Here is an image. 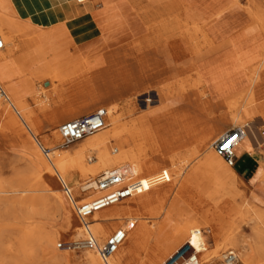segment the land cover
Returning <instances> with one entry per match:
<instances>
[{
	"label": "rangeland",
	"instance_id": "374dc122",
	"mask_svg": "<svg viewBox=\"0 0 264 264\" xmlns=\"http://www.w3.org/2000/svg\"><path fill=\"white\" fill-rule=\"evenodd\" d=\"M111 1L89 0L86 5L93 6L92 17L96 20L109 11L103 10V7ZM216 1L220 9L216 25L227 30V32L221 33L219 39H227L232 35L235 37L252 25L249 12L254 3L264 11V2L261 0ZM138 3L140 6H145L147 2L138 0ZM11 13L14 24L21 25L22 23L15 21L16 15L13 11ZM0 18H2L1 15ZM90 18L91 16L81 18L63 26L68 34V39L67 36H64L53 40L52 46L46 48V50L52 49L53 52L50 55L53 57L55 55L59 57L65 50H68L67 62H63L59 67L56 65L64 61L62 58L50 60L52 57H40L30 65L18 64L17 61L23 60L17 59V56L21 54H17L16 58L14 57L0 66V86L5 92L8 88L6 85L18 83L12 88L15 97L13 106L9 104V109L11 114L20 121L25 133L23 135L18 132L17 129L11 127L7 119L0 117V181L17 182L21 177H25L26 181L32 180L33 171L30 169L28 161L30 152L25 148L26 137L33 142L39 155L49 164L52 174V177H49L43 172L42 179L35 178L31 181L33 189L36 191L35 194L28 195L36 198L32 205L23 206L18 202V198L26 196V194L16 195L12 191H8L0 199V264H49L48 260L51 255H47L45 252L46 244H38L33 238L29 240L24 238L27 229L34 225L46 233L57 236L53 255L65 259L64 264H83L85 255L88 252H94L78 250L75 247V243L86 239L87 235L74 207L90 203L84 199L92 190L82 192L80 189L90 180H78L73 176L70 183L60 181L49 158L54 152L69 156L79 145L94 138L97 134L67 148L62 147V143H59L57 129L63 125V122L53 127L50 120L53 116L58 118L59 115L67 113L68 116L73 117L88 116L98 109H106L113 105H117L122 113H127L132 109L137 111L131 117H126L123 123H129L144 115H152L150 121L152 132L164 134L172 139L166 154V159L169 162L165 167H169L171 180H176V182L172 185L168 199L171 202L178 192L182 193L180 204L183 211L177 223L173 222L168 225L163 237L168 232L175 233L179 228L186 229L193 224L194 227L201 228L208 252L212 255L218 252L219 259L215 264H224L223 256H226L228 252H234L238 256L236 264H241L239 258L242 254L249 257L250 264H264V202L249 201L238 184L237 196L229 200L231 214L229 216L223 214L221 211H226L225 205H221V208L217 210L214 209L213 201L207 199V188L213 184L211 179L202 169L198 174L193 173L208 147L219 135L234 127L254 122L256 116H250L244 121H233L227 108L222 106L212 108L213 105L207 98L203 101L192 89H188L184 93H176L170 99L161 101L156 89H160L162 86L146 83L145 78L141 76L140 65H136L134 57L130 56L129 50L132 42L130 34L119 31L116 33L117 35L115 34V38L103 41L102 33L99 30L95 31L96 28L89 25ZM83 37L85 38L83 39ZM27 38L28 36H21L20 41ZM219 56V60L222 62L224 60L222 53H219ZM262 58L263 54H261V61ZM10 61L12 62L10 74H8L9 71L5 65ZM98 61L101 63L99 66L96 63ZM42 72H47V74L41 76ZM57 77L65 78V80L62 83L58 80L51 84L52 79L56 80ZM245 80L244 78L243 81ZM171 82L169 81L167 84ZM40 88L47 90V93L41 94ZM145 88L148 90L142 91ZM257 94L259 99L253 105L243 107V103L237 104L233 110L234 115L239 116L250 108H255L256 104H264V74L257 87ZM17 102L23 104V112L16 107ZM228 102L237 103V96L230 98L227 100ZM24 116L31 117L32 122L23 121ZM193 123L199 125L200 130L203 131V133L201 131L202 139H200L203 142L201 145L197 141L200 139L197 138V131L194 128L189 132L186 131V127ZM255 127L264 134V124L260 119H256ZM36 129L37 133L34 131ZM207 129L215 130V132L204 135V131ZM109 130L110 127H107L102 133ZM57 145L59 150H57ZM198 147L199 154L197 153ZM42 149L48 150L49 155L45 156ZM128 149L130 148L127 147L125 150ZM88 157L97 161L94 152H88L86 158ZM223 163L228 167L224 160ZM99 177L92 179L96 181ZM183 180H186V183L183 184ZM60 182L68 185L75 201L71 203L67 199ZM57 196L62 197L66 211L72 216L70 227L67 224L65 213L53 204L52 197ZM219 199L220 197L216 198V200ZM126 200L118 204L124 203ZM91 218L92 216L87 219L89 224H92ZM79 227L83 230L82 238L75 237L76 229ZM210 227H214L216 230L212 233ZM228 229L230 231L227 232ZM116 230L111 231L105 240L99 239V243L105 242ZM230 235L233 245L224 246L223 238ZM154 236L155 233L152 237ZM185 243L184 240L181 243L171 244L170 250L160 254L153 264L168 263L183 247H186ZM150 247H154V244H150ZM191 255L186 256L185 261L178 264H185ZM195 258L199 263V257L195 255ZM129 264L150 263L145 257V253L142 252Z\"/></svg>",
	"mask_w": 264,
	"mask_h": 264
},
{
	"label": "bare ground",
	"instance_id": "6f19581e",
	"mask_svg": "<svg viewBox=\"0 0 264 264\" xmlns=\"http://www.w3.org/2000/svg\"><path fill=\"white\" fill-rule=\"evenodd\" d=\"M145 1L147 2L146 5L140 6L138 0H123L109 9L110 12L107 11L103 18L97 19L95 22L91 20L89 25L94 29L96 28L95 31L99 30L102 33L101 39L103 41L115 38V34L119 31L130 34L132 39L129 50L130 56L134 57L136 65H140V73L145 78L146 83L162 86L160 89H156L158 98L161 101L170 99L176 93L187 92L188 89L194 90L197 96L205 101L208 96L196 65L197 57L214 49L215 45L223 40L219 39L221 33L227 32V30L216 25L217 15L220 13V9L216 4L217 1ZM261 1L264 2V0ZM7 3L6 0L0 1V15L2 17L0 18V36L4 43V49L0 51V66L17 54H25L24 59L27 64H33L41 57L37 55L38 52L51 47L53 40L55 41L64 36H67L68 39V34L62 25L47 30L24 23L16 26L11 17L12 11ZM249 16L252 25L244 30L254 26L264 37V11L260 10L259 6L254 3ZM230 31L232 32V30ZM21 36H28V38L20 41ZM50 50L52 51V49ZM261 54H263L262 61L248 69V80L251 83V88L237 95V103H227L226 101L224 105L212 106V108L216 106L227 108L233 121H244L250 116H256L254 122L248 124L250 127L248 137L250 140L257 141H259V130L255 127V123L256 119H260L264 124V104H256L255 108H250L239 116H235L233 110L239 103H243V107H248L258 101L257 87L264 74V50ZM42 57L46 58L47 54H42ZM68 57V50H65L59 57L55 55L50 60L64 59L56 65V67H59L63 62H67ZM198 59L200 58L198 57ZM96 63L97 66L101 64L99 61ZM46 74L47 72H42L41 76ZM58 80L62 83L65 78L52 79L51 84ZM169 81L172 82L167 84ZM16 84L18 83L6 85L9 88H7L6 93L11 106H13L15 97L12 88ZM146 90L148 88L142 91ZM39 92L45 94L47 90L40 88ZM9 104L0 103V117L7 119L11 127L25 135L20 121L11 114ZM16 107L20 111H24L21 102H17ZM106 111V125L110 127L108 132L97 133V136L79 145L69 156L54 152L51 154L49 161L60 181L70 183L73 176L78 180H90L81 186L82 192L90 191V187L94 188L95 180L92 178L101 176L100 174L119 169L126 175V184L131 185L133 196L124 203L108 206L107 208L106 206L97 208L92 215V224L89 227L90 232L99 242V239L105 240L111 231L123 227L126 221H136V225L129 233L127 241L117 254L111 258V264H129L142 252L145 253L148 262L153 264L160 254L170 250L171 244L181 243L184 240L185 244L190 247L189 251H193L194 256L199 257V264H215L216 260L219 259L218 252L214 253V256L208 252L200 227H194L192 224L186 229L179 228L175 233L168 232L163 237L168 225L173 222L177 223L183 211L180 204L182 193L178 192L171 202L168 199L172 191V185L176 182V180H171L169 167H165L169 162L166 159V154L169 151L172 139L164 134H154L152 132V125H150L152 115H144L129 123H123L126 117H131L137 111L132 109L127 113H122L117 105L107 107ZM67 114H63L58 118L53 116L50 120L51 125L56 127L61 122L66 123L74 118ZM22 120L27 123L32 122V118L27 116H24ZM199 127L195 123L189 124L186 131L189 132L194 128L197 131V138L200 139L202 130ZM34 131L38 132L37 129ZM212 132H215V130L207 129L204 131V135ZM58 137L59 143H62L59 131ZM200 140L197 141L201 145L203 142ZM214 142L208 147L193 173L198 174L202 169L211 179L213 184L207 188V199L213 201L214 209L219 210L221 205H225L226 211L222 210L221 212L229 216L232 211L229 200L237 196L236 190L239 182L233 171L224 165L223 159L214 152ZM127 147L130 149L125 150ZM199 147L197 148L198 154ZM25 148L30 152L28 153V161L30 169L33 171L32 180L26 181L25 177H21L17 182L6 183L0 181V199L8 191H12L16 195L26 194V196L18 198V202L22 203L23 206L32 205L36 201L35 196H28L36 193L31 181L35 178L42 179L43 172L45 175L52 177L49 164L39 155L35 145L27 137L25 138ZM57 150H59L58 145ZM88 152H94L97 161L90 157L86 158ZM182 183H186V180H183ZM106 195L107 192L92 190L84 201L90 202L87 203L90 206ZM217 197H220V199L216 200ZM52 201L58 209L65 213L67 224L70 227L72 216L66 211L62 197H52ZM209 229L212 233L216 230L214 227ZM154 233L155 236L152 237ZM24 236L25 240L33 238L38 244H46L45 252H47V255H51L48 260L49 264H64L66 261L53 255V247L58 239L54 234L46 233L43 229L34 225L27 229ZM75 237H83L81 227L76 229ZM223 242L224 246H232L233 239L231 235L223 238ZM152 243L154 247H150ZM232 253L235 255L234 252ZM225 257L223 256L224 262ZM235 257L237 261L238 256L235 255ZM239 259L241 264H250L249 257L245 254H242ZM82 263L102 264L98 255L94 252H88Z\"/></svg>",
	"mask_w": 264,
	"mask_h": 264
},
{
	"label": "crops",
	"instance_id": "0c3cea01",
	"mask_svg": "<svg viewBox=\"0 0 264 264\" xmlns=\"http://www.w3.org/2000/svg\"><path fill=\"white\" fill-rule=\"evenodd\" d=\"M6 1L11 11L16 15L17 23L30 24L40 29L47 30L56 26H66L89 16L93 22L97 20L92 17L93 6H87L86 3L77 5L73 0ZM122 1H111L103 7V10H109ZM263 50L264 37L259 30L252 26L235 37L232 35L227 39L220 40L214 49L199 55L200 59L197 57L196 65L201 74L204 90L212 105L224 104L230 98L251 88L248 69L260 63ZM51 53V50H43L37 55L42 57V54H47V57H52ZM219 53H222V57H224L222 62L219 60L221 56ZM25 57V54L17 56V59H23L17 63L27 64ZM11 62L5 65L9 71L8 74H10ZM17 71L16 69L15 72L17 73ZM244 78L245 81H243ZM81 117H85V115L74 117L72 120ZM259 141L250 140L247 137L241 142L235 150V163L229 167L237 177L239 186L249 201L253 202H264V146Z\"/></svg>",
	"mask_w": 264,
	"mask_h": 264
},
{
	"label": "built area",
	"instance_id": "2783aa9c",
	"mask_svg": "<svg viewBox=\"0 0 264 264\" xmlns=\"http://www.w3.org/2000/svg\"><path fill=\"white\" fill-rule=\"evenodd\" d=\"M77 5H83L89 0H73ZM4 49V43L0 36V51ZM0 103L9 104V98L5 90L0 86ZM107 111L98 109L91 115L81 117L64 123L59 128V135L62 139V147H69L83 139L104 131L107 128ZM260 133V132H259ZM250 134L249 125L234 127L221 134L214 142L213 149L220 156L228 167L235 163V149ZM261 145L264 146V134H259ZM256 141V140H255ZM257 143V142H256ZM45 156L49 155L48 150L42 149ZM62 190L67 199L72 203L75 201L71 189L64 182H61ZM95 187L90 190L97 192H107L100 201L93 202L90 206L86 203L80 207H74L76 214L86 232V239L75 243L78 250H91L97 253L102 264H111V258L126 242L129 233L136 225V221L128 220L123 227L116 230L104 243H99L90 232V224L87 219L90 218L100 206H113L133 196L131 185L126 184V175L119 169H113L102 174L93 184ZM86 192V191H85ZM104 209V208H103ZM190 247L186 245L166 264H178L185 261L186 256L191 255L185 264H199L194 256V252L189 251ZM224 264H236V257L232 252H228Z\"/></svg>",
	"mask_w": 264,
	"mask_h": 264
}]
</instances>
